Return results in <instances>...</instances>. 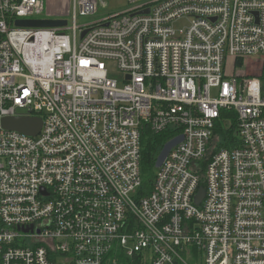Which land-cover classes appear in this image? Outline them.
Returning a JSON list of instances; mask_svg holds the SVG:
<instances>
[{
	"label": "built area",
	"instance_id": "1",
	"mask_svg": "<svg viewBox=\"0 0 264 264\" xmlns=\"http://www.w3.org/2000/svg\"><path fill=\"white\" fill-rule=\"evenodd\" d=\"M128 4L80 24L98 3L74 0L66 27L34 29L17 22L46 0H0V264H264L262 73L238 71L264 60V0ZM18 118L41 132L3 127ZM146 126L183 141L144 196Z\"/></svg>",
	"mask_w": 264,
	"mask_h": 264
},
{
	"label": "trees",
	"instance_id": "2",
	"mask_svg": "<svg viewBox=\"0 0 264 264\" xmlns=\"http://www.w3.org/2000/svg\"><path fill=\"white\" fill-rule=\"evenodd\" d=\"M236 64L237 66H240L242 61H237ZM262 76L264 77V64L262 68ZM227 117L231 119V125L227 124ZM236 124L237 118L235 112L231 111L224 114L218 127V133L221 138L218 142L219 148H232L235 144L238 145L239 139L236 135ZM171 139V134H156L151 128L147 126L144 128L142 134V175L144 180L142 194L144 196L148 195L153 188L157 158L162 149Z\"/></svg>",
	"mask_w": 264,
	"mask_h": 264
},
{
	"label": "rangeland",
	"instance_id": "3",
	"mask_svg": "<svg viewBox=\"0 0 264 264\" xmlns=\"http://www.w3.org/2000/svg\"><path fill=\"white\" fill-rule=\"evenodd\" d=\"M80 1H83V0H78V2ZM95 1L98 3V14L91 18L80 19V24L81 23H85V24L93 23L94 21L101 19L104 16L117 14L119 12L126 10L129 7L128 0H95ZM46 4H47L46 13L44 14L43 17H46L49 14V9L63 8V10L66 11L65 8L67 7L68 12L64 14L65 16L58 18V19L70 20V16L74 9V0H46ZM184 26H186L185 21L175 24V28L177 30H179L180 28H184ZM263 64H264V60L251 59L249 60L248 66L246 67V69L244 68L238 71H242L241 72L242 74L249 73V74H254V75H260L262 73ZM107 69L109 71L111 78H113L114 80H117L119 84L123 83L124 75L116 69V64L114 62L107 63ZM227 71L230 74L238 72L235 69L234 61H230L228 63ZM262 84H263L262 86L264 90V77L263 76H262ZM0 126H1V121H0ZM158 172L159 170L156 168L155 174L157 175Z\"/></svg>",
	"mask_w": 264,
	"mask_h": 264
},
{
	"label": "water",
	"instance_id": "4",
	"mask_svg": "<svg viewBox=\"0 0 264 264\" xmlns=\"http://www.w3.org/2000/svg\"><path fill=\"white\" fill-rule=\"evenodd\" d=\"M17 25L24 28H34V29H53V28H63L68 25V22L64 19H42V20H28V21H18ZM85 35V34H84ZM83 35V36H84ZM2 125L7 130H15L26 135L35 137L37 136L42 129V120L40 118L27 119V118H18V119H4ZM183 141V137L176 138L165 145V147L160 152L156 168L159 169L163 165L165 159L167 158L170 151L180 144ZM205 191L200 190L199 195L196 198L197 204H201Z\"/></svg>",
	"mask_w": 264,
	"mask_h": 264
},
{
	"label": "crops",
	"instance_id": "5",
	"mask_svg": "<svg viewBox=\"0 0 264 264\" xmlns=\"http://www.w3.org/2000/svg\"><path fill=\"white\" fill-rule=\"evenodd\" d=\"M66 11L63 10V8L61 9H49V14L46 16V18H53V19H58L61 18L63 16H65L64 14H66L68 12V8H65ZM65 20V19H64Z\"/></svg>",
	"mask_w": 264,
	"mask_h": 264
}]
</instances>
